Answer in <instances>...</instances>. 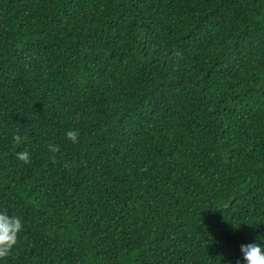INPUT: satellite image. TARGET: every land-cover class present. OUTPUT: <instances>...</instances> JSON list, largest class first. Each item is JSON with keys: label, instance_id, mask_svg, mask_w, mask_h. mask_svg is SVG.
I'll return each mask as SVG.
<instances>
[{"label": "trees", "instance_id": "obj_1", "mask_svg": "<svg viewBox=\"0 0 264 264\" xmlns=\"http://www.w3.org/2000/svg\"><path fill=\"white\" fill-rule=\"evenodd\" d=\"M5 211L22 229L0 264H247L264 0H0Z\"/></svg>", "mask_w": 264, "mask_h": 264}, {"label": "clouds", "instance_id": "obj_2", "mask_svg": "<svg viewBox=\"0 0 264 264\" xmlns=\"http://www.w3.org/2000/svg\"><path fill=\"white\" fill-rule=\"evenodd\" d=\"M68 139L73 143L78 142V131L70 130L66 133ZM13 140L19 144L22 137L19 134L13 136ZM49 150L56 153L60 151L58 145H48ZM17 159L24 163H30V156L27 151H19L16 153ZM22 229V222L18 216H9L7 212H0V258L8 256L17 243L18 233ZM244 259L247 264H264V247L259 244L252 243L241 245Z\"/></svg>", "mask_w": 264, "mask_h": 264}]
</instances>
